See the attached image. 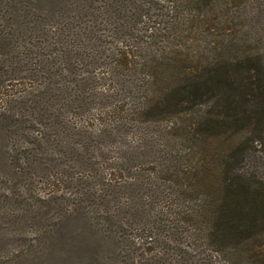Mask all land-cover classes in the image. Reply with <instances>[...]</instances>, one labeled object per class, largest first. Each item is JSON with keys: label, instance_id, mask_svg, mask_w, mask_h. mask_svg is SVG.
<instances>
[{"label": "trees", "instance_id": "obj_1", "mask_svg": "<svg viewBox=\"0 0 264 264\" xmlns=\"http://www.w3.org/2000/svg\"><path fill=\"white\" fill-rule=\"evenodd\" d=\"M258 5L0 0L19 227L42 245L43 225L82 226L97 264H264V180L243 168L264 154Z\"/></svg>", "mask_w": 264, "mask_h": 264}, {"label": "rangeland", "instance_id": "obj_2", "mask_svg": "<svg viewBox=\"0 0 264 264\" xmlns=\"http://www.w3.org/2000/svg\"><path fill=\"white\" fill-rule=\"evenodd\" d=\"M246 8L242 14L245 12L249 17L247 11L253 9L250 4ZM257 8L264 10L262 5H258ZM256 12L264 14L261 11ZM257 22H262L258 31L264 35V20L261 17ZM206 147L207 144L201 142L198 152L195 151L192 155V160L203 164L205 158L203 156L208 155L204 152ZM200 156L203 157L202 161ZM260 157L261 159L247 157L243 168L247 173L264 180V154H260ZM200 179V184L204 183L202 176ZM11 184H2L0 174V264H92L90 260L87 262V259L94 262L95 259H92L89 251L94 252L98 247L96 243H92L93 237L87 238V232L82 226L63 222L52 229L43 225L38 231L46 233L40 240L42 245L38 244L37 240H32L41 234L34 231L37 229L26 227L24 224H20L21 228L19 227V194L16 192L19 185ZM94 264H97V261Z\"/></svg>", "mask_w": 264, "mask_h": 264}]
</instances>
